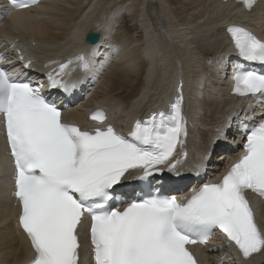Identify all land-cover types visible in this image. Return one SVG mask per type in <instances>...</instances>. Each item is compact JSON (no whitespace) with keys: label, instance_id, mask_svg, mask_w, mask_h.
<instances>
[{"label":"snow or ice","instance_id":"1","mask_svg":"<svg viewBox=\"0 0 264 264\" xmlns=\"http://www.w3.org/2000/svg\"><path fill=\"white\" fill-rule=\"evenodd\" d=\"M37 2L10 0L16 8ZM237 2L251 11L256 0ZM226 31L240 59L264 67V38L240 25ZM3 61L0 57V127L13 167L17 226L33 253L28 264H85L80 229L90 233L94 264H198L188 246L208 244L217 231L245 260L264 254V223L248 198L255 193L264 199V108L242 124V151L219 180L179 199L159 190L125 199L115 189L133 172H142L140 179L165 169L179 174L188 136L182 85L167 110L134 119L123 134L101 110L90 117L97 122L92 129L65 122L58 103L43 92L47 86L70 93L83 83L95 71L88 57L59 64L45 74L46 85L9 71ZM75 61L84 75L69 83L64 76ZM231 79L232 94L264 98V71L237 66ZM215 131L213 143L227 138L225 125ZM204 167L203 159L193 166L197 175Z\"/></svg>","mask_w":264,"mask_h":264},{"label":"bare ground","instance_id":"2","mask_svg":"<svg viewBox=\"0 0 264 264\" xmlns=\"http://www.w3.org/2000/svg\"><path fill=\"white\" fill-rule=\"evenodd\" d=\"M219 2L42 0L33 7L13 11L0 0V55L3 64L12 62L17 72L41 77V83L46 85L45 74L58 68L65 55L85 54L95 71L73 93L81 96L84 88H90V94L67 112L81 124L86 123L83 108L90 107L89 112L100 102L108 108L110 119L121 128L127 127L146 106L156 108L169 99L173 83L181 75L188 89V102L183 108L190 125L185 142L187 156L178 157L183 162L177 171L183 181L189 180L193 186L210 175V168L223 167L228 149L224 140L213 143L215 129L226 122L222 107L232 105L235 110L233 103L238 104L224 97L223 71L232 63L228 62L231 53L222 44L218 26L221 21L242 17L231 14L235 11L232 2ZM250 13L256 23L250 22L252 18L245 22L264 37V2ZM89 32L99 34L95 50L93 45L84 43V35ZM28 61L31 65L25 67ZM81 74L78 66L71 64L64 78L72 82ZM230 139L233 144L234 139ZM221 150L223 153L217 154ZM205 154H210L209 159ZM7 156L0 127L1 168H6ZM202 159L205 167L197 175L193 166ZM11 196L9 171L0 176V264H20L29 256L27 241L12 219L18 209ZM255 201L264 223V199L257 195ZM82 241L81 257L85 264H91L88 247ZM223 254L224 249L211 255L203 253L202 260L207 264H258L264 259V254L259 253L238 262L231 253Z\"/></svg>","mask_w":264,"mask_h":264},{"label":"water","instance_id":"3","mask_svg":"<svg viewBox=\"0 0 264 264\" xmlns=\"http://www.w3.org/2000/svg\"><path fill=\"white\" fill-rule=\"evenodd\" d=\"M99 39V35L97 33H87L85 35V41L89 44H95ZM260 264H264V261L260 262Z\"/></svg>","mask_w":264,"mask_h":264},{"label":"rangeland","instance_id":"4","mask_svg":"<svg viewBox=\"0 0 264 264\" xmlns=\"http://www.w3.org/2000/svg\"><path fill=\"white\" fill-rule=\"evenodd\" d=\"M218 153H220V151H219V152H217V154H218Z\"/></svg>","mask_w":264,"mask_h":264}]
</instances>
